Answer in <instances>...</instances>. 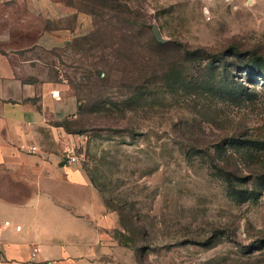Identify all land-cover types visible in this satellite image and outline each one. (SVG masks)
Masks as SVG:
<instances>
[{
  "label": "rangeland",
  "instance_id": "374dc122",
  "mask_svg": "<svg viewBox=\"0 0 264 264\" xmlns=\"http://www.w3.org/2000/svg\"><path fill=\"white\" fill-rule=\"evenodd\" d=\"M54 5L36 28L66 32L37 55L77 97L69 146L132 264H264V0Z\"/></svg>",
  "mask_w": 264,
  "mask_h": 264
},
{
  "label": "crops",
  "instance_id": "0c3cea01",
  "mask_svg": "<svg viewBox=\"0 0 264 264\" xmlns=\"http://www.w3.org/2000/svg\"><path fill=\"white\" fill-rule=\"evenodd\" d=\"M54 7V0H0L3 264H132L115 237L118 216L80 163L63 158L73 135L61 122L78 101L37 51L61 45L66 30H37L35 22L52 19Z\"/></svg>",
  "mask_w": 264,
  "mask_h": 264
},
{
  "label": "trees",
  "instance_id": "16d2710c",
  "mask_svg": "<svg viewBox=\"0 0 264 264\" xmlns=\"http://www.w3.org/2000/svg\"><path fill=\"white\" fill-rule=\"evenodd\" d=\"M112 2V0H111ZM155 36V35H154ZM156 38V37H155ZM157 39V38H156ZM158 46H164L165 43L157 40L155 42ZM252 59L250 60V62L247 64V70L249 73L250 76L254 77L256 75H260L262 77H264V57L263 56H258V55H252ZM208 61H209V69H213L217 63H221L222 64V67H226V56H225V53L223 54H219V53H216V54H209L208 56ZM253 79V78H251ZM238 92L240 93V95H243L245 94V90L244 89H238ZM62 123V122H61ZM62 125L65 126L66 129H69L68 125L66 123H62ZM232 144H234V141L231 140ZM238 144V143H237ZM218 170L222 171V172H227L228 171L225 169V168H222L220 166H218ZM262 178H264V174L262 176ZM94 183V182H93ZM95 185V184H94ZM96 186V185H95ZM97 187V186H96ZM122 245L124 246H127L126 244H124L123 242L119 241Z\"/></svg>",
  "mask_w": 264,
  "mask_h": 264
},
{
  "label": "built area",
  "instance_id": "2783aa9c",
  "mask_svg": "<svg viewBox=\"0 0 264 264\" xmlns=\"http://www.w3.org/2000/svg\"><path fill=\"white\" fill-rule=\"evenodd\" d=\"M37 149H38L37 146L31 147L32 151H36ZM63 158L69 164L70 163L71 164L79 163V159H80L74 146H69L66 149V151L64 152ZM5 224L6 225L9 224V222H5ZM18 228H20V227H18ZM0 241H1V235H0ZM37 250H38L37 248L34 249V254H35V252H37ZM3 262H4V257H3L1 250H0V264H3Z\"/></svg>",
  "mask_w": 264,
  "mask_h": 264
},
{
  "label": "water",
  "instance_id": "95a60500",
  "mask_svg": "<svg viewBox=\"0 0 264 264\" xmlns=\"http://www.w3.org/2000/svg\"><path fill=\"white\" fill-rule=\"evenodd\" d=\"M153 31H154V35L157 38V40L163 42L164 40L162 39L160 33L158 32V30H157V28L155 26L153 27Z\"/></svg>",
  "mask_w": 264,
  "mask_h": 264
}]
</instances>
